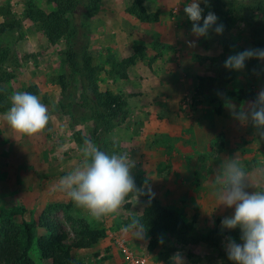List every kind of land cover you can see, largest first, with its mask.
<instances>
[{"label":"rangeland","instance_id":"374dc122","mask_svg":"<svg viewBox=\"0 0 264 264\" xmlns=\"http://www.w3.org/2000/svg\"><path fill=\"white\" fill-rule=\"evenodd\" d=\"M26 1L0 0V7L20 19L19 27L0 37L1 45L10 49L13 56L6 64L12 77L3 84L10 99L15 92L36 86L35 95L48 106L51 118L43 132L29 137L14 132L5 120L7 111L0 110V225L5 218L15 224L38 221L43 210L51 205L47 214L67 233V243L76 236L78 219L104 231V237L90 247H72L62 264H129L115 237L123 239L135 256L144 257L145 264H173L168 259L174 251L183 253L187 247L207 245L183 244L167 232H162L152 245L147 233L144 240L124 233L122 226L128 223L127 219L146 205L145 196L138 200L129 197L117 215L101 220L76 207L57 186L60 177L81 165L84 140L88 138L109 154L129 153L136 165L132 174L141 186L147 179L155 198L178 211L189 225L206 233L219 232L221 246L208 248L212 250L184 264H234L226 253V238L242 243L241 230H222L221 221L233 215L235 209L219 206L215 176L230 157H238L246 170L253 173V179H258L255 169L264 166V139L250 122L242 125L231 115V105L237 109L246 106L264 89V62L248 60L242 71L226 69L224 62L237 52L259 48L261 39L253 35L252 27L260 26V13L249 8V0H229L235 6H227L226 14L218 17V23L225 25L223 34L210 32L209 37L197 40L191 34L192 22L184 13L191 0H145L140 12L131 9L134 0H99L95 7L88 8L86 1L81 4L68 15L76 29L75 49L79 56L86 52L92 66L101 67L95 73L99 90L121 93L127 101L125 117L114 120L99 141L92 135L94 120L90 109L82 106L78 81L72 105L66 110L61 108L59 76L67 69L66 38L62 36L50 44L38 24L25 16ZM32 3L45 12L56 8L51 0ZM200 6L206 16L208 6L203 2ZM4 19L0 13V22ZM174 33L179 38V48L171 42ZM188 41H196V47H190ZM132 53H138L140 58L128 69L127 77H110L107 58L113 55L120 60ZM220 66L217 78L207 75L217 73ZM224 82L227 92L224 86H218ZM238 91L251 94L252 98L233 94ZM155 93L161 96L150 98ZM221 94L226 95L224 99ZM169 96L176 98L173 101ZM174 102L180 112L190 113L195 106L207 105L215 111L221 104L222 112H215V118L211 115L220 131L208 142L203 138L204 129L193 124L178 137L149 133V121L153 117L152 120L161 121V110ZM179 145L183 154L175 157V165L172 154L180 153ZM43 232L41 227L37 229V235ZM160 237L163 244L159 243ZM29 254L34 264H53L41 256L36 240Z\"/></svg>","mask_w":264,"mask_h":264},{"label":"clouds","instance_id":"9594fccd","mask_svg":"<svg viewBox=\"0 0 264 264\" xmlns=\"http://www.w3.org/2000/svg\"><path fill=\"white\" fill-rule=\"evenodd\" d=\"M201 2L207 4L208 0H191L184 8L192 22L191 34L197 40L209 37L210 32L222 35L225 25L218 23L219 18L212 11L205 16ZM188 44L196 47V41H188ZM251 59L264 62V48L245 49L230 55L224 67L242 71L246 61ZM10 104L4 116L14 132L31 137L48 126L51 118L48 106L37 95L18 91L11 96ZM231 115L242 125L250 122L264 139V89L246 106L237 109L231 105ZM82 153L81 165L60 177L57 188L92 218L101 220L117 215L129 197L138 200L146 196L148 204L155 198L147 179L142 186H137L132 174L136 165L129 153L109 154L88 138L84 140ZM254 174L258 179H253V173L246 170L238 157H230L223 161L215 176V196L219 206L235 209L233 215L221 221L222 230H241L242 243H237L232 237L226 238V253L234 264H264V166L256 168ZM250 188L255 191L249 192ZM142 221L143 215L137 213L122 226V231L136 240H144L147 227ZM159 243H164L163 237L159 238ZM170 259L173 264H184L180 252Z\"/></svg>","mask_w":264,"mask_h":264},{"label":"trees","instance_id":"16d2710c","mask_svg":"<svg viewBox=\"0 0 264 264\" xmlns=\"http://www.w3.org/2000/svg\"><path fill=\"white\" fill-rule=\"evenodd\" d=\"M56 8L50 12L36 7L32 0L26 1L25 16L36 22L44 33L50 44H55L62 36L66 38L67 48L65 50L66 71L59 76L62 96L60 106L62 109H69L76 95V81L79 82L80 97L82 106L88 107L94 120L92 135L100 141L104 132L108 130L114 120L123 119L126 114L127 101L123 94L114 93L109 89L99 90L95 80V73L101 67L90 64L91 57L82 52L78 55L73 38L76 34L75 27L71 24L69 14L73 13L81 4L86 1L85 6L95 7L99 0H51ZM145 0H134L132 10L142 11V3ZM236 3L229 0H208V12H214L218 17L225 15L227 6H235ZM249 8L261 15L259 27H252L253 35L261 39L259 48H264V0H249ZM0 13L5 16L0 22V37L8 31L20 26V19H17L5 7H0ZM10 49L4 48L0 43V110L7 111L11 104L8 92L3 82L12 77L7 71L6 64L11 57ZM140 58L138 53L116 60L113 55L107 58L111 68L107 71L110 77L126 78L128 69ZM13 59V56H12ZM11 60V59H10ZM25 92L38 93L36 86H30ZM239 98L250 99L252 95L244 94L242 91L234 92ZM216 112H221V104L216 107ZM84 140L82 137L81 141ZM137 186L141 183L135 177ZM146 197V196H145ZM148 200V197H146ZM43 210L38 221H22L15 224L11 219L5 218L0 225V264H34L29 251L36 240L38 250L44 259L51 260L53 264H62L68 259L70 249L87 248L97 243L104 237V231L99 228H92L84 219L75 221L77 224L76 236L70 243H67V233L61 229L60 224L52 219L47 210ZM143 215V223L147 227V234L152 245L157 242L162 232L168 236L175 237L183 244H196L204 242L210 246L218 247L220 234L217 230L202 232L196 227L189 225L181 214L174 208L165 206L157 198L146 205L139 213ZM130 218V217H129ZM127 219V222L129 221ZM41 227L44 232L37 235V229ZM238 230H232L236 233Z\"/></svg>","mask_w":264,"mask_h":264},{"label":"crops","instance_id":"0c3cea01","mask_svg":"<svg viewBox=\"0 0 264 264\" xmlns=\"http://www.w3.org/2000/svg\"><path fill=\"white\" fill-rule=\"evenodd\" d=\"M176 34L174 33V35L171 37V42L172 44H174L173 46L175 48H179V46L177 45L178 43V40L179 38L177 36H175ZM184 41V40H183ZM221 69H222V66H220V69L218 68V71L217 73H211V72H207V75L213 77V78H217V74L219 72H221ZM204 72V71H203ZM202 72V73H203ZM219 77V76H218ZM222 83V82H221ZM226 82H224L225 84ZM219 84V83H218ZM219 84L218 86L219 87H222L224 86L225 88V92L229 91V89H227L226 87V84ZM160 93V92H159ZM158 93V95H156L157 93H155L154 95H152L150 98H156L158 99L159 96H161L160 94ZM164 96V94H162ZM225 94L222 95L221 99H224L225 98ZM171 97V99L174 101L176 97H172V96H169ZM148 99L149 101L151 99ZM168 97H165V99H167ZM164 100V99H162ZM216 110L213 111L212 110V107L211 106H207V105H201V106H195L194 109H193V112H180L178 109H177V105L176 103L174 102L173 104H168L165 109L161 110L160 113L163 114L164 118L161 120V121H157V120H150L149 121V133H151L152 135L155 136V134H159V133H164V134H169V135H172V137H178L180 135H183L184 134V130L185 129H189L192 124L194 126H198V127H202L205 131V134L203 136L204 141L205 142H208L210 140L213 139V137L215 136V134L220 131V125L217 124V121L215 119L211 120L212 117L211 115L213 114L214 115V118L216 116ZM222 112V111H221ZM220 112V113H221ZM180 146V145H179ZM180 151L179 152H173L172 154V163L176 165L177 161L175 159V157L179 154H183L182 153V146L179 147L178 149ZM174 158V159H173ZM222 240L219 242L220 246L222 244ZM208 245V244H207ZM207 245H201L199 247H195V246H190V247H187L186 249L188 251H185L182 253V256L184 258V262L188 261V260H192L194 258H200V256L203 255V253H206L207 251L210 252V250L212 249H208V248H211V247H214V246H210L208 245V247H206ZM219 247V246H218ZM217 248V247H216ZM177 252H173L171 253L170 257H169V262L173 263L171 261V257ZM215 254L216 256H218V254L214 251H211V254ZM211 259V258H210ZM216 260L218 258H215ZM222 263V262H220ZM208 264H211L208 263ZM212 264H217V263H213Z\"/></svg>","mask_w":264,"mask_h":264},{"label":"built area","instance_id":"2783aa9c","mask_svg":"<svg viewBox=\"0 0 264 264\" xmlns=\"http://www.w3.org/2000/svg\"><path fill=\"white\" fill-rule=\"evenodd\" d=\"M115 243L117 244L122 255L127 259L129 264H145L146 259L141 256H135L129 249L127 243L118 237H115Z\"/></svg>","mask_w":264,"mask_h":264}]
</instances>
